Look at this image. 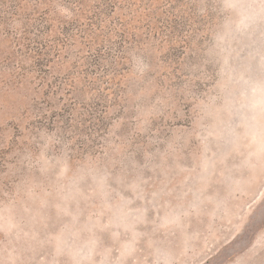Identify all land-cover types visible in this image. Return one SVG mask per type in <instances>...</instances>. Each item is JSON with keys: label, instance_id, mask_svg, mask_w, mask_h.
Segmentation results:
<instances>
[{"label": "clouds", "instance_id": "9594fccd", "mask_svg": "<svg viewBox=\"0 0 264 264\" xmlns=\"http://www.w3.org/2000/svg\"><path fill=\"white\" fill-rule=\"evenodd\" d=\"M198 3L215 20L181 86L159 84L133 50L134 115L79 154L59 129H38L0 175V264H205L255 220L250 205L264 212V0ZM251 228L256 255L264 229Z\"/></svg>", "mask_w": 264, "mask_h": 264}, {"label": "rangeland", "instance_id": "374dc122", "mask_svg": "<svg viewBox=\"0 0 264 264\" xmlns=\"http://www.w3.org/2000/svg\"><path fill=\"white\" fill-rule=\"evenodd\" d=\"M198 7V0H0V175L20 167L38 129H59L79 154L95 149L112 119L134 115L133 50L148 53L159 84L181 86L183 65L198 61L215 20ZM249 212L255 220L243 217L205 264H230L234 255L264 264V250L252 255L245 246L251 226L264 229V212L258 203ZM239 236L234 252L229 244Z\"/></svg>", "mask_w": 264, "mask_h": 264}]
</instances>
